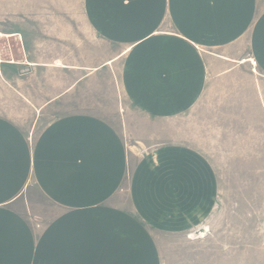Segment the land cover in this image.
I'll use <instances>...</instances> for the list:
<instances>
[{"label": "crops", "instance_id": "crops-1", "mask_svg": "<svg viewBox=\"0 0 264 264\" xmlns=\"http://www.w3.org/2000/svg\"><path fill=\"white\" fill-rule=\"evenodd\" d=\"M83 8L93 36L123 50L66 69L89 77L121 61L122 95L151 125L130 133L73 109L36 131L81 77L44 103L24 98L34 111L25 126L0 115V264H163L175 245L190 263L193 251L200 264L264 263V196L259 232L249 196L232 200L229 220L217 173L255 182L263 172L264 182V0Z\"/></svg>", "mask_w": 264, "mask_h": 264}, {"label": "rangeland", "instance_id": "rangeland-1", "mask_svg": "<svg viewBox=\"0 0 264 264\" xmlns=\"http://www.w3.org/2000/svg\"><path fill=\"white\" fill-rule=\"evenodd\" d=\"M83 4L84 0H0V33L12 35L0 37V115L25 126L33 118L34 111L24 98L44 103L56 93V87L65 88L81 77L79 91L71 100L42 111L36 131L57 115L83 109L108 119L117 127L121 124L130 133H141L151 122L136 113L122 95L119 86L121 61L89 77H85L88 71L74 75L66 69L99 66L123 50L116 45H104L93 36L85 21ZM8 62L21 66L9 67ZM123 113L126 123L121 116ZM136 141L130 136L128 145L139 144ZM217 173L226 201L224 205L229 210L228 219L232 200H237V196H249L255 207L259 232L258 228L262 229L263 225V172L257 174L255 182L254 179H239L241 174L237 176V172L219 170ZM245 176L249 178L247 172ZM260 234H257V241L263 236ZM194 236L198 237V233ZM164 253L163 264H200L199 251L192 252L194 261L190 263V253L184 251L182 245H175ZM257 264H264L262 256L261 260L257 256Z\"/></svg>", "mask_w": 264, "mask_h": 264}, {"label": "bare ground", "instance_id": "bare-ground-1", "mask_svg": "<svg viewBox=\"0 0 264 264\" xmlns=\"http://www.w3.org/2000/svg\"><path fill=\"white\" fill-rule=\"evenodd\" d=\"M0 37H8L9 38V37H12V35H6L5 36V35L0 33ZM204 235H205V232H203V233L199 232L198 237H203ZM189 237H190V235H189Z\"/></svg>", "mask_w": 264, "mask_h": 264}, {"label": "built area", "instance_id": "built-area-1", "mask_svg": "<svg viewBox=\"0 0 264 264\" xmlns=\"http://www.w3.org/2000/svg\"><path fill=\"white\" fill-rule=\"evenodd\" d=\"M249 63H250V65H251L252 68H255L256 67V62L254 61V59H249Z\"/></svg>", "mask_w": 264, "mask_h": 264}]
</instances>
